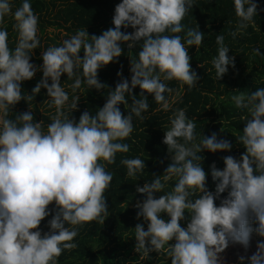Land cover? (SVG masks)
<instances>
[{"label":"clouds","instance_id":"1","mask_svg":"<svg viewBox=\"0 0 264 264\" xmlns=\"http://www.w3.org/2000/svg\"><path fill=\"white\" fill-rule=\"evenodd\" d=\"M193 4L194 0H120L114 6L113 27L91 36L85 28L76 30L41 51L37 67L30 63L39 46L38 17L31 0H20L14 9L10 0H0V22L10 13L16 32L15 46L10 48L8 32L0 27V264H58L62 250L76 247L77 228L90 221L103 223L108 215L104 192L113 176L106 164H112L117 153L129 151L124 140L132 132L133 117L142 120L149 107L143 94H151L153 102L167 110L165 94L172 89L166 82L192 88L197 81L186 45L199 46L204 34L196 26L184 31L183 40L178 35L181 20ZM232 5L237 23L231 35L235 37L252 24L257 4L232 0ZM129 27L130 33L121 31ZM137 42L139 50L129 59L130 81L121 78L105 94L102 107L94 112L85 109L73 123L70 114L77 107L76 90L82 84L87 89L104 88L97 70L119 57L122 45L132 49ZM215 42L211 65L220 79L233 59L226 55L229 48L223 35H215ZM252 52L260 55L256 48ZM36 72L41 78L31 95L22 93L21 83ZM62 74L70 83H60ZM136 87L141 90L138 97L132 95ZM41 88L48 98L44 103L55 108L46 129L42 121L34 120L28 105L29 111L10 112L21 99L32 101ZM66 88L73 92L71 101ZM231 100L237 109L247 111L246 117L241 116L244 127L235 137L244 151L238 159L224 156L222 169L209 165L213 191L205 186L200 153L227 152L229 141L200 132L197 140L196 125L183 108L169 116L162 143L170 163L163 174L135 187L143 195L134 205L136 217L144 222L133 230L134 251L139 255L154 251L170 258V264H220L219 254L229 244L247 251L255 234V251L237 259L239 264H264V87L232 94ZM120 104L126 106V115L122 116ZM120 164L129 178L145 167L138 156L122 157ZM170 181L174 182L169 189ZM154 193L160 195L154 198ZM222 193H226L223 198ZM49 204H53L51 210ZM49 211L48 231L41 235L37 226ZM185 212L187 223L181 227Z\"/></svg>","mask_w":264,"mask_h":264},{"label":"trees","instance_id":"2","mask_svg":"<svg viewBox=\"0 0 264 264\" xmlns=\"http://www.w3.org/2000/svg\"><path fill=\"white\" fill-rule=\"evenodd\" d=\"M120 0H31V8L38 17L37 36L39 46L30 56V63L39 66L41 63L40 52L47 46L58 44L63 39L75 33L78 29L85 28L87 34L99 35L102 31L113 27L111 18L114 6ZM257 4L256 16H253L252 24L231 35L236 30L237 18L233 11L232 0H194L192 9H189L181 20L182 32L178 35L183 40L184 31L195 28L203 33V39L199 46H188L190 69L197 75V81L192 88L181 85L176 81L166 82L172 89L166 93L169 107L167 110L160 108L153 102L151 94L144 93L149 107L144 113L143 119L133 117L132 132L124 142L128 143L127 153H117L112 164H106V170L113 176L110 185L105 189V206L108 215L103 223L99 221L86 222L77 228V235L73 238L76 247L62 250L57 257L58 264H170V258L163 254L149 252L148 256H141L134 251L136 243L134 228L137 223L143 224L142 219L136 217L137 209L134 205L143 199V195L136 193V186H143L145 181H150L152 176L163 174L164 168L170 163V155L167 146L162 143L163 130L169 123V116L178 108L185 110V115L195 123L194 134L199 139L202 136L215 133L217 139L229 141L231 148L227 152L210 153L206 150L200 153L201 166L205 171V186L209 191L214 190V182L209 174V165L215 163L218 169L223 168V157L231 155L238 159L244 149L237 143L235 137L242 131L244 122L241 116H247V111L237 109L231 100L232 94L243 91H254L257 87H264V0H254ZM13 7H17L20 0H10ZM11 14H7L0 27L8 32V45L15 46L16 32L12 28ZM48 30V31H47ZM57 31V32H56ZM121 31L131 32L132 29L121 28ZM224 37V44L229 48L227 56L232 57L233 65L227 67L225 74L217 79L215 70L211 65V59L216 55L215 35ZM256 48L260 55H255L252 49ZM139 50V42L128 49L122 45V54L110 61L107 65L97 70L98 82L105 85L96 90L87 89L83 84L76 90L79 95L77 107L70 114L73 123L78 122L81 112L88 109L94 112L102 107L105 102V94L115 89V84L121 78L130 81L129 59H134ZM81 57L83 53L79 54ZM201 65V66H200ZM120 76H117V72ZM41 78V73L20 85L22 93L31 95V89ZM66 80L64 74L60 77V83ZM50 83V81H49ZM65 83H70L67 81ZM68 99L71 101L73 92L66 88ZM139 87L132 89V95L138 97ZM45 90L41 88L32 101L21 99L10 112L18 114L31 111L35 121H42V129H46L55 108L49 107ZM125 101L131 104V99L125 93ZM28 105V106H27ZM122 116L127 114L124 104L118 105ZM11 113L9 114L11 116ZM138 156L144 161L145 167L135 178L125 175L126 169L120 164L122 157ZM174 181L169 182V189ZM165 189V190H169ZM160 193H154V198ZM226 193L221 194V198ZM218 204L219 201H214ZM53 204L48 205L51 210ZM52 212L46 216L37 226L41 235L48 231L47 221L51 219ZM185 219L179 221L180 226H186L188 213H184ZM167 221L168 217L162 214ZM146 228V224H144ZM171 243V242H170Z\"/></svg>","mask_w":264,"mask_h":264},{"label":"rangeland","instance_id":"3","mask_svg":"<svg viewBox=\"0 0 264 264\" xmlns=\"http://www.w3.org/2000/svg\"><path fill=\"white\" fill-rule=\"evenodd\" d=\"M257 239L258 238L255 236V234H252L250 241H249V247L247 251H245L238 244L236 245L229 244L223 250V252L219 254V256L221 257L220 264H239L238 259H237L239 256L243 255L247 257V256H250L255 251ZM245 264H246V261H245Z\"/></svg>","mask_w":264,"mask_h":264}]
</instances>
